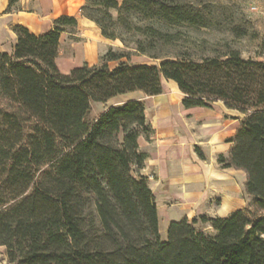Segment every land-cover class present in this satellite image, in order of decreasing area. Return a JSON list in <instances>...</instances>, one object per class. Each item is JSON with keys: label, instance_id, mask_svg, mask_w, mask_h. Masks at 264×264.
Masks as SVG:
<instances>
[{"label": "trees", "instance_id": "16d2710c", "mask_svg": "<svg viewBox=\"0 0 264 264\" xmlns=\"http://www.w3.org/2000/svg\"><path fill=\"white\" fill-rule=\"evenodd\" d=\"M80 12L125 46L115 30L133 29V52L155 59L158 45L173 38L161 25L191 20L166 0H84ZM130 13L147 22L132 28ZM76 22L62 15L40 34L14 25L11 52L0 50V246L9 263L264 264V61L230 49L225 57L109 68L131 52L108 49L100 63L63 73L60 33ZM163 80L183 93L185 108L220 100L243 115L217 161L245 172L256 213L172 220L161 240L155 197L140 173L147 155L138 138L151 132L144 101L110 105L93 121L85 116L92 103L158 95Z\"/></svg>", "mask_w": 264, "mask_h": 264}, {"label": "rangeland", "instance_id": "374dc122", "mask_svg": "<svg viewBox=\"0 0 264 264\" xmlns=\"http://www.w3.org/2000/svg\"><path fill=\"white\" fill-rule=\"evenodd\" d=\"M170 5H176L182 10V15L191 20L182 18L180 22L173 24H160L163 30L173 34L168 43H160L156 52L160 58H150L146 55L133 52L132 41L137 37L133 29L125 30L116 28V33L126 40L125 46L119 38L109 39L101 36L99 27L78 28L67 26L62 34L61 43L57 55V65L62 71L70 66L83 64L85 61L92 64L100 63L101 56L108 50H128L129 58L109 61V68L117 66L121 61L131 64L146 63L157 64L163 58H185L199 61L204 57H225L230 49H236L245 59L264 61V0H166ZM113 20L116 18L114 10H110ZM130 26L143 25L147 21L139 15H126ZM99 42V43H98ZM10 40L5 38V46H9ZM89 49L92 50L90 57ZM90 57V58H89ZM64 72V71H62ZM172 83V84H171ZM176 85L168 80H163V91L159 97H144L141 93H130L105 103H92L85 120L93 121L96 115L110 105H116L129 99L144 101L145 114L148 123L152 126L157 112L162 109L164 101L170 99L173 103L171 112L174 118L184 116L181 110L182 94L178 92ZM208 118V132L205 136L198 133L192 143H196L197 150L202 149L208 156L218 155L219 152L227 156L230 145L227 139L234 135L239 127L240 118L243 116L236 109L227 108L220 100L203 110ZM160 114V112H159ZM188 118V115H185ZM196 134V131L194 130ZM154 129L145 139L141 138L142 148L152 157L154 150ZM212 137H214L212 139ZM177 141H173V144ZM205 165L210 167L206 159ZM214 170L218 173L217 182L227 186L209 187L213 192L198 199L195 191L205 187L182 186L173 181L157 176L156 168L152 161L146 162V167L140 171L147 177L151 188L158 213V224L161 240L166 239L168 224L172 220L182 218L192 219L200 215L225 216L235 210H246L256 213L253 198L245 190L246 174L236 168L223 169L215 165ZM221 176V177H220ZM215 184V185H216ZM218 189V190H217ZM216 191V192H214ZM183 196L187 199H183ZM184 200H186L184 202ZM187 203L186 206L184 204ZM198 229L212 233L208 223H197ZM6 246H0V264H10L7 258Z\"/></svg>", "mask_w": 264, "mask_h": 264}, {"label": "crops", "instance_id": "0c3cea01", "mask_svg": "<svg viewBox=\"0 0 264 264\" xmlns=\"http://www.w3.org/2000/svg\"><path fill=\"white\" fill-rule=\"evenodd\" d=\"M83 3L84 0H0V50L11 52L12 45L16 39L12 27L17 24L26 27L33 33L40 34L52 28L53 21L57 17L68 15L76 18L77 22L75 26L78 28H96L95 22L81 14L80 7ZM64 31L65 28L60 33L58 51ZM6 37L10 40V44L7 47L5 46ZM88 55L92 57L91 49H89ZM85 63L88 62L85 61ZM81 65L82 64H77V66ZM77 66L72 65L68 69H63L62 71H64L63 73H68L72 68ZM168 81L171 82L172 80ZM176 90L182 94L180 99L182 104L184 95L179 89ZM142 95L143 98L148 97L144 94ZM161 95L162 93L153 95L152 97H159ZM164 104L165 106L157 112L152 126L148 123L151 132L152 129H154L155 141L153 144L155 148H157L154 150V155L152 157L147 154L148 152L142 148L140 143V139H145V136H140L138 138L140 148L147 155L144 161V168L146 167V162L152 161L156 168L157 176L162 179L167 178L170 180V187L173 181H177V183H180L182 186H207V188H201L200 190L195 191L198 199H202L201 197L205 196V194L207 195L208 193L213 192L212 190H216V187H226L227 184L223 183L220 185L217 182L219 175L216 170H214L215 165H219L217 161L218 155H224L225 153L219 152L218 155L208 156L203 149L202 151L197 150L198 147H196V145L198 144L192 143L193 140L197 138L198 133L205 136V132H208L206 127L209 125V120L203 110L208 109L212 104L209 107L189 108H185L182 105L181 110L183 111L181 112L184 113V116L176 118H174L171 112L173 103L170 99H166ZM185 115H188V118H185ZM194 130L196 131V134L194 133ZM234 135H232V137ZM154 137L150 136L149 138ZM213 138L214 137H212V139ZM175 140L177 143L173 144V141ZM229 145L231 146V143H229ZM206 159L210 162V167L205 165L207 161ZM143 175L145 176V174ZM209 187L214 188L211 190ZM183 199L187 198L183 196ZM185 201L186 200H184V202ZM186 205L187 203L184 204V206Z\"/></svg>", "mask_w": 264, "mask_h": 264}]
</instances>
